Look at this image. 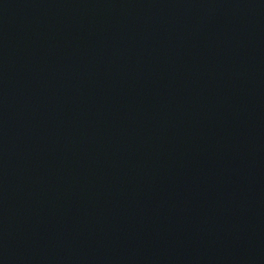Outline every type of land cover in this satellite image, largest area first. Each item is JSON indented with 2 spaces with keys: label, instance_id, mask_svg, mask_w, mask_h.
Wrapping results in <instances>:
<instances>
[{
  "label": "water",
  "instance_id": "1",
  "mask_svg": "<svg viewBox=\"0 0 264 264\" xmlns=\"http://www.w3.org/2000/svg\"><path fill=\"white\" fill-rule=\"evenodd\" d=\"M0 264H264V0H0Z\"/></svg>",
  "mask_w": 264,
  "mask_h": 264
}]
</instances>
